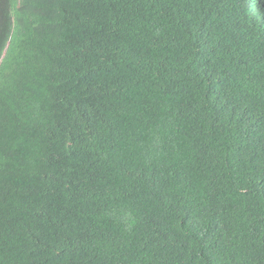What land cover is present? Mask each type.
Returning a JSON list of instances; mask_svg holds the SVG:
<instances>
[{"label": "trees", "instance_id": "16d2710c", "mask_svg": "<svg viewBox=\"0 0 264 264\" xmlns=\"http://www.w3.org/2000/svg\"><path fill=\"white\" fill-rule=\"evenodd\" d=\"M0 264H264V0H0Z\"/></svg>", "mask_w": 264, "mask_h": 264}]
</instances>
